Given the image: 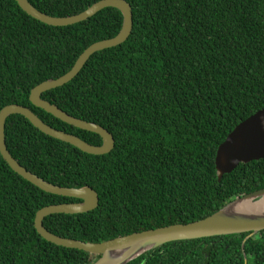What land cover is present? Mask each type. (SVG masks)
Returning a JSON list of instances; mask_svg holds the SVG:
<instances>
[{"label":"trees","instance_id":"obj_1","mask_svg":"<svg viewBox=\"0 0 264 264\" xmlns=\"http://www.w3.org/2000/svg\"><path fill=\"white\" fill-rule=\"evenodd\" d=\"M29 1L69 16L99 0ZM127 1L134 19L128 39L95 52L71 81L42 94L106 127L115 138L110 153L84 152L21 114L6 120L7 147L23 166L54 184L99 193L94 210L45 217L61 236L101 242L189 223L264 188V157L221 181L216 167L219 145L264 108V0ZM122 23L121 11L106 7L54 26L17 0H0V110L25 105L49 125L102 144L99 134L35 106L30 94L68 72L89 45L116 36ZM79 200L42 190L0 152V264H92L90 253L48 241L35 226L40 208ZM250 233L170 241L128 264H264V230L245 240Z\"/></svg>","mask_w":264,"mask_h":264},{"label":"water","instance_id":"obj_2","mask_svg":"<svg viewBox=\"0 0 264 264\" xmlns=\"http://www.w3.org/2000/svg\"><path fill=\"white\" fill-rule=\"evenodd\" d=\"M17 1L29 15L54 26H66L84 21L106 7H115L123 14L122 27L116 36L99 40L89 45L79 55L68 72L57 78L40 82L31 89L30 94V100L35 106L77 128L99 134L103 140L102 144H91L73 133L49 125L28 106L10 103L0 110V152L12 169L46 192L80 199L79 201L46 205L38 210L35 226L45 239L57 245L76 248L90 253L91 260H93L92 264H128L145 252L170 241L251 232L246 237L245 240H247L255 233L264 230V205L258 204L259 201L264 200V188L238 196L209 216L196 221L175 223L155 229L134 232L101 242L65 237L47 229L44 225V219L51 214L84 213L97 208L100 200L99 193L90 185L75 187L54 184L23 166L7 147L5 135L6 120L12 114H21L45 134L68 142L84 152L95 155L110 153L115 147V138L106 127L94 121H88L70 114L58 104L44 99L42 94L71 81L78 75L90 56L95 52L125 42L133 30V10L127 0H99L77 14L53 16L37 9L29 0ZM263 157L264 108L238 123L219 145L216 155L219 181L222 180L224 174L232 172L240 163L259 160ZM245 263H247L246 255Z\"/></svg>","mask_w":264,"mask_h":264},{"label":"bare ground","instance_id":"obj_3","mask_svg":"<svg viewBox=\"0 0 264 264\" xmlns=\"http://www.w3.org/2000/svg\"><path fill=\"white\" fill-rule=\"evenodd\" d=\"M258 204L264 205V200L259 201Z\"/></svg>","mask_w":264,"mask_h":264},{"label":"rangeland","instance_id":"obj_4","mask_svg":"<svg viewBox=\"0 0 264 264\" xmlns=\"http://www.w3.org/2000/svg\"><path fill=\"white\" fill-rule=\"evenodd\" d=\"M138 258H139V257H138ZM136 259H137V258H136ZM136 259H135V260H136Z\"/></svg>","mask_w":264,"mask_h":264}]
</instances>
